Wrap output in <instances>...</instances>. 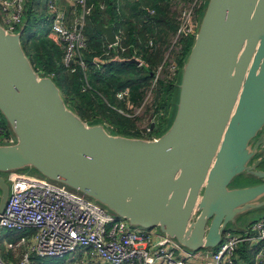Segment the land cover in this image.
Returning <instances> with one entry per match:
<instances>
[{"label":"water","instance_id":"water-1","mask_svg":"<svg viewBox=\"0 0 264 264\" xmlns=\"http://www.w3.org/2000/svg\"><path fill=\"white\" fill-rule=\"evenodd\" d=\"M26 24L11 33L0 23V115L15 137L0 144V215L10 197L5 175L28 169L192 252L215 250L230 224L264 210V0L206 2L173 119L156 139L85 123L34 69ZM98 28L118 44L113 27Z\"/></svg>","mask_w":264,"mask_h":264},{"label":"built area","instance_id":"built-area-1","mask_svg":"<svg viewBox=\"0 0 264 264\" xmlns=\"http://www.w3.org/2000/svg\"><path fill=\"white\" fill-rule=\"evenodd\" d=\"M75 3L83 7L82 18L69 28L57 13L52 35L65 44L67 65L77 62L86 68L81 53L86 46L82 29L89 9L85 0ZM25 11L26 0H0V23L8 32L17 33L26 23ZM195 17L193 9L184 10L179 36L193 31ZM160 72L161 69L156 71ZM158 79L156 76L155 82ZM7 178L10 197L0 215V264H34L36 260L43 263L71 256L80 258L82 264H94L95 259L99 264H245L239 257L244 244L250 250L256 249L254 264H264V221L251 223L244 234L226 231L215 250L192 252L156 229L131 227L92 199L43 176L11 172ZM4 231L31 233L18 242L5 240L3 247ZM3 252L11 253L13 259H6Z\"/></svg>","mask_w":264,"mask_h":264},{"label":"trees","instance_id":"trees-1","mask_svg":"<svg viewBox=\"0 0 264 264\" xmlns=\"http://www.w3.org/2000/svg\"><path fill=\"white\" fill-rule=\"evenodd\" d=\"M36 5V0H26L27 24L22 38L25 53L39 75L53 78L66 104L85 123L107 124L112 134L125 137L145 138L144 134L152 136L156 132L158 138L166 132L171 118H168L169 125L166 129L164 120L169 111L173 112L178 90L176 85L194 45L197 20L202 17L206 3L197 13L193 31L184 34L179 42L181 51L175 63L178 69L177 80H157L155 84L157 88L153 89V92L156 89V107L152 106L155 109L152 119L159 115L160 127L144 134L133 131L135 120L119 111H129L131 105L139 107L148 89L153 85L157 68L163 67L162 55L156 46L159 40L162 38L166 40L171 32H177L179 29V24L171 18L169 9L161 0H86L89 12L85 15L82 29L86 45L81 50L86 63V68H83L77 62L70 65L65 63V44L50 39L53 20L48 14L39 16ZM148 8L155 11L154 15L147 12ZM99 23L113 25L115 34L119 37L116 49L107 43L98 28ZM150 41L153 42L152 47ZM122 48L126 49L124 53L121 51ZM116 58H137L143 64L141 66L125 64ZM96 59L102 63L96 64L94 62ZM0 118L2 119L0 125L8 129L4 117ZM30 233L4 231L3 236L10 242H18ZM255 254L256 249L250 250L246 244L239 251V257L245 264H254ZM3 256L6 259H13L11 253L3 252ZM37 263L46 264L40 263L39 260L34 261V264Z\"/></svg>","mask_w":264,"mask_h":264},{"label":"rangeland","instance_id":"rangeland-1","mask_svg":"<svg viewBox=\"0 0 264 264\" xmlns=\"http://www.w3.org/2000/svg\"><path fill=\"white\" fill-rule=\"evenodd\" d=\"M163 2V4L169 9L170 13H171V18H173L175 21H177V23L179 24V29L177 32H171L168 35V38L165 40V38H162V40H159V44L156 46L158 47L157 49L160 51L161 55H162V62H161V66H163L162 68H157V70L161 69V72L159 74H155V78L156 76L159 77L158 80H162V79H172L175 80L177 78L178 75V69H176L175 71L173 70V66L177 61V55L180 53L181 51V45H180V40L183 37V35H180V18L181 15L183 14L184 10L189 9L192 10L193 12L196 13V17L195 19H197V13L200 9H203L206 3V0H186V1H182V0H161ZM148 10H153L152 8H148ZM44 16V14H43ZM198 23L200 21L197 20ZM166 62V63H165ZM164 63V64H163ZM179 77V76H178ZM177 80V79H176ZM153 85L150 87V89H148L147 91V95L144 98L143 103L139 106V107H133L132 105L129 107V111H119L121 114L125 115L128 118L134 119L135 122L134 123V128L132 129L133 131H140L144 134V132H150V131H154V130H158L159 129V120L156 121V115L154 119H152V115L154 112V108L156 107V102H155V91L153 92V89L157 86L155 85V79L152 81ZM174 104L177 101V95H175V99H174ZM154 105V108H152V106ZM175 107V105L173 106ZM160 114H164V112H160ZM1 117V115H0ZM168 118L173 119V112L169 111L168 112V116L167 118L164 120L165 121V129L166 127H168L169 124L168 123ZM2 121V119L0 118V122ZM155 123L154 127H152V125ZM151 125V129H149V126ZM106 126L108 127V125L106 124ZM145 138L144 139H148L147 137H151L150 139H156V132L152 135V136H148L147 134H144ZM153 137V138H152ZM15 142V137L13 136L12 132L9 129H6V127L4 125H0V143L1 144H12ZM264 165V163H263ZM262 168L264 169V166H262ZM24 173L27 174H31V175H36V176H42L41 174H39L37 171L35 170H24ZM5 178L7 180V183L10 186V182L8 181L7 178V174L5 175ZM246 180L241 177L239 179V182L241 185H247V183L245 182ZM1 194V192H0ZM258 221H264V210L259 211L258 213L256 212H249L247 213V215L241 216L237 222L235 224H230L228 226L227 231H230L232 233H239L241 231H244L246 229V227H248V225L250 223H255ZM157 230V229H156ZM5 240H7L3 235L1 238V245L4 247L5 245ZM187 250V249H186ZM88 261H91L92 259L87 257ZM44 263L46 264H82V262L80 261V258L77 259V256H71L68 257L65 260H50V259H46L43 260ZM39 264V263H37ZM85 264V263H84ZM94 264H99L98 260L95 259L94 260Z\"/></svg>","mask_w":264,"mask_h":264},{"label":"crops","instance_id":"crops-1","mask_svg":"<svg viewBox=\"0 0 264 264\" xmlns=\"http://www.w3.org/2000/svg\"><path fill=\"white\" fill-rule=\"evenodd\" d=\"M76 1L77 0H36V3H37L36 10H37V13L39 14V16H43V14H44V16H46V14H48V15H50V18H52V20H53L52 27H51V30H50V33H49V37L54 42L57 43V41L54 39V37L52 35V28H53V25H54V17H55V15L57 13H59V14H61L63 16L64 22H65L66 26L69 27V28L70 27H74V25L78 22L77 20L79 18L80 19L82 18L83 7H81L80 5H77L75 3ZM51 6H53V7H51ZM105 26L113 27V25H111V26L110 25H105ZM114 32H115V30H114ZM115 36L119 40L118 35L115 34ZM116 47H117V45L113 46V49H116ZM94 62L96 64H101L102 63L99 59L94 60ZM245 180H246L245 182H250L247 179H245ZM258 212L259 211H257L256 213H258ZM246 230H247V227H246V229L244 231H241V232H239L237 234H244ZM158 232H159V230H158Z\"/></svg>","mask_w":264,"mask_h":264}]
</instances>
